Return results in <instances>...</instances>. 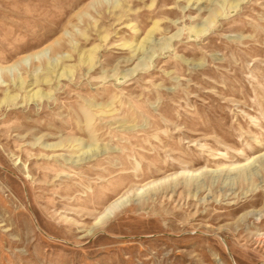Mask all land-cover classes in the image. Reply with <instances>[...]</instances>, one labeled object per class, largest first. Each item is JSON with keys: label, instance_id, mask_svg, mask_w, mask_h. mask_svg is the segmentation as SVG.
Segmentation results:
<instances>
[{"label": "rangeland", "instance_id": "1", "mask_svg": "<svg viewBox=\"0 0 264 264\" xmlns=\"http://www.w3.org/2000/svg\"><path fill=\"white\" fill-rule=\"evenodd\" d=\"M0 264H264V0H0Z\"/></svg>", "mask_w": 264, "mask_h": 264}, {"label": "bare ground", "instance_id": "2", "mask_svg": "<svg viewBox=\"0 0 264 264\" xmlns=\"http://www.w3.org/2000/svg\"><path fill=\"white\" fill-rule=\"evenodd\" d=\"M118 202H119V201H115V202H113V205H116ZM109 210H110V206L105 207V208H104V212H103V214H105V213L108 212Z\"/></svg>", "mask_w": 264, "mask_h": 264}]
</instances>
